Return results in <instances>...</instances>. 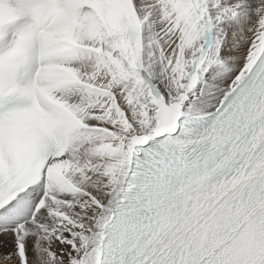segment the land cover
<instances>
[{"label":"snow or ice","instance_id":"1","mask_svg":"<svg viewBox=\"0 0 264 264\" xmlns=\"http://www.w3.org/2000/svg\"><path fill=\"white\" fill-rule=\"evenodd\" d=\"M0 264H264V0H0Z\"/></svg>","mask_w":264,"mask_h":264}]
</instances>
